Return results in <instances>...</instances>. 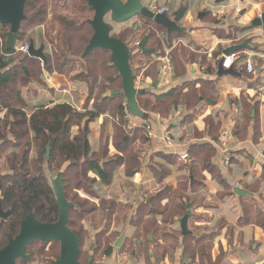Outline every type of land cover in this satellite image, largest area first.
Wrapping results in <instances>:
<instances>
[{"label": "crops", "instance_id": "1", "mask_svg": "<svg viewBox=\"0 0 264 264\" xmlns=\"http://www.w3.org/2000/svg\"><path fill=\"white\" fill-rule=\"evenodd\" d=\"M142 1L144 5L152 4L153 8L157 10L165 8L166 14L171 18L176 16L182 7V3L186 2V13L178 23L180 27L185 28V31L176 34L180 37L183 36L184 42L187 43L190 48L192 45L196 46L198 48L197 51L203 53L204 56L190 54L188 61H186V65L180 63L184 70L183 76L176 77L175 74L171 73V83L168 86L163 85L159 78L160 65H158L159 70L154 77H145L143 73L149 70L152 61H149V63L142 61L143 64L141 66L135 65L134 67L141 68V71L137 73L138 76L135 79V81L138 79V81H136V86L148 90L156 98L162 99L168 98L170 91L175 86L193 83L198 79H204L212 82L214 81L215 93L212 96V100L208 99L200 103L197 117L192 123L182 124L185 118L184 116L189 114L182 106H178L184 111L182 118L175 117V110L178 107L171 110L168 116L163 117L164 119H162L159 113H151V115L148 116V112L146 111L147 117L144 122L148 120L149 123H151L152 133L155 134V138L152 139L147 138V134L149 136V131L146 132L138 127L143 120L136 122V120H133L129 114H127L126 121L128 131L124 140L132 138L133 130L136 129L140 130V134L144 136V139L140 137L137 139L133 138L124 153L116 149L113 142L116 120L108 113L102 114L96 118L89 124L88 140L91 153L98 155L103 149L104 153L100 161L102 164L114 156L119 157L122 155L124 157V162L116 169L115 173L111 175L110 181L107 184L100 183L95 174L89 173V177L96 180L94 188L104 189L103 192L106 193L104 198L107 199H104L105 201H114L116 204L121 205L125 212L132 215H135L138 208L144 203L149 205L154 201L157 203L156 208L160 211L165 210V208H167L168 211L170 207H176L177 209L183 208L186 211L185 216L188 217L187 222L196 227H193L195 230L199 231V233H194L187 229L190 234L186 236L192 241L198 238H206L205 242L209 244L207 246H210V249L207 253L208 257L204 259L198 254L189 255L184 253V248L182 246L183 236L181 234L180 249H175L176 251L173 255L175 260L174 264L179 262L181 256L187 257L181 264H237L239 259V263L241 264H263L264 229L256 224L240 226L239 223H237L242 213L241 198H248L249 196L238 197L233 192V189L239 187L249 192L246 187H250L253 192H249L252 194V197L249 198L255 201V207L260 209L264 214V194L258 192L256 186V181L264 173V162L262 161L264 149V91H260V88L264 85V33L261 28H254L251 26L252 20L264 13V0H229L221 4H216L214 0H176L179 3V8L177 10H173L171 7V0ZM165 3L167 4L166 7L164 6ZM130 21L132 22V20ZM145 21L148 20L137 17L133 19L134 25H132L131 22L121 24L123 25L122 27H124L122 29L125 30L136 26L141 27ZM155 26L156 25L151 22L148 29L157 31L158 28ZM228 28L231 30L234 29L236 35H227L231 38L236 37V41L243 40L242 43L245 41L243 38L244 32L248 31L247 37H253L251 39L254 40V43H251L248 39L249 47L232 55L234 58L231 69L234 74L220 76L218 74V65L220 60L224 57L222 54L223 50L237 44L231 43V40L223 39L227 35L224 37H216L215 31L217 29L227 31L226 29ZM42 29V27H37L31 31L33 37H31L30 40H33L37 47L41 44H47ZM241 29L244 31L240 32ZM36 33H38L37 37H35ZM146 34H149V32ZM168 34L170 33L166 31L158 33L157 36L161 46H164L165 38L171 36ZM255 39H258V41H255ZM146 45L147 44H145V47ZM146 48L154 50L150 47ZM156 49L157 47L155 50ZM56 51L60 53L61 56H66L65 61L68 65L75 60V58L65 50L56 49ZM140 53L142 52L137 50L133 51L132 55H139ZM202 58L205 59L204 62ZM249 59L256 68L254 75L247 74L245 70L246 61ZM139 60L140 59H137V61ZM153 60L156 61L154 56ZM169 62L172 66L173 60L169 59ZM11 67L10 65L8 69ZM75 67L74 71L62 75L50 69V73L45 72L41 63V82L30 81L20 90L21 98L25 103L23 111L29 115L37 106L62 103L72 106L77 111L90 110L93 105V100L88 98L90 88V79L87 77L88 65L84 61H79ZM207 67L212 69L213 72L207 73ZM157 76L158 81L155 85L154 80ZM107 95H110V93ZM244 101L250 106L249 119L247 122L244 121L243 118ZM154 115H158L159 120H156ZM207 116H211L215 123L219 122L220 124L219 134H221V136L218 140V144H214L211 139L207 137ZM160 121L163 123L160 124ZM167 128L170 134L174 133L176 128L181 131L182 135L179 140L182 145L177 149V152L167 151L166 149H168V146L165 145V143L163 144L161 137L163 133H165L164 130L166 131ZM226 128L232 130L231 136L230 133L224 130ZM75 132L76 129L74 128L72 134ZM161 132L162 135H160ZM222 133H224V135ZM199 134H203L200 139L195 137V135ZM227 136L226 146L222 147V140L226 139ZM145 137L147 138L146 141ZM202 143L211 144L216 150L214 157L211 159L212 166L217 170L216 177L206 171L202 173L200 179H196L190 174L185 176V170L188 171L185 166L190 165L192 159L182 162L181 166L178 167L171 161V163H168L169 160H165L167 159L166 157L169 158V156L175 153H183L182 150L189 149V147ZM131 147H133V150H130ZM226 155L230 158L228 165H224L223 163ZM132 160L134 164L133 168L130 166ZM162 166L164 169H168L170 174L163 176V174H161V170H163ZM127 170H129L130 173H127ZM217 177L225 182V187L220 185ZM185 178L186 181H182ZM183 183L186 186L183 185ZM179 187L186 189L182 192L183 195L178 196V198L164 196V198L159 199V196L164 190L170 189L171 191H175ZM84 196L86 195L84 194ZM87 198L98 205V199ZM97 198H99L98 195ZM125 205H128V207ZM227 205H231L233 211L236 212L233 223H229L221 216L213 223L212 221L217 216L215 213L221 214ZM104 211L106 212L107 209ZM205 216L208 220H204ZM200 217L202 218L200 219ZM145 218L148 219V217ZM171 218L169 222H164L161 215L157 216L156 225L158 228L170 225L175 226L183 217L181 218L175 215ZM125 221L111 223V231L118 233L120 236L122 234L125 236L126 233L121 232V228L124 225L123 222ZM217 222L223 224L213 230ZM210 224H213L211 228L209 227ZM128 225L136 230V228L131 225V221H128ZM204 225L207 227H204ZM150 234L151 235L147 237L149 241L148 245L151 246L148 252L149 261H147L148 263L143 261V264H169L168 258L172 256H168V254L161 257L159 261L156 260L155 246L153 245V241H151L153 233ZM165 239L166 238L160 239L158 244L163 245L164 241H166ZM133 241L137 242L135 244L139 245V239L137 237L133 239ZM116 242L117 241H115L114 244ZM247 248L248 254H250L249 257L246 252ZM132 254L134 255L135 252H132ZM108 260L109 261L104 264H114L113 261H110V259Z\"/></svg>", "mask_w": 264, "mask_h": 264}, {"label": "trees", "instance_id": "2", "mask_svg": "<svg viewBox=\"0 0 264 264\" xmlns=\"http://www.w3.org/2000/svg\"><path fill=\"white\" fill-rule=\"evenodd\" d=\"M24 16L25 19L17 33L15 44L12 47H8L6 41L3 46L0 45L2 56L0 57V112H4V115L0 117V169L3 168L5 172L0 177V197L4 207L11 209V215L7 222H2L0 225V249L6 244L8 234L11 236L18 234L20 222L26 216L33 215L39 222L43 223H54L58 220L59 207L52 189L48 186L43 176L44 162L48 165V172L57 173L56 176L61 175L62 177L65 198L72 205L68 215L67 226L77 237L81 247V232L75 231L77 223L74 221H77V219L82 221L86 217L92 216L97 208L102 209L101 211L105 213V209L110 212L109 210H113L117 205L114 201H105L92 194L91 191L95 187L96 180L91 179L89 173L95 174L100 183L107 184L111 175L124 162L122 155L119 157L114 156L102 164L100 161L104 150L102 149L98 155L91 153L88 140L89 124L102 114L108 113L112 116L116 120L114 125V146L123 153L133 138L137 139L140 137L144 139V136L140 134L139 129H136L133 130L132 138L124 140L128 131L126 121L128 113L126 112L124 97L123 95H107L113 90L121 89V79L112 64L110 53L97 49L84 56V50L93 34L89 24L93 17V12L87 1L27 0L24 7ZM150 23L151 21H145L141 27L136 26L125 29L120 36L115 37L127 45L128 53L131 55L129 65L133 71L134 79L138 76L137 73L141 71L140 67L134 68L135 65L141 66L143 64L142 61L146 63L152 61L153 63L154 56L156 62L154 61L149 66V70L143 73L145 77H154L159 70L157 66L158 59L164 57V52L160 50L163 45L161 46L157 35L165 30L159 26H155L158 28L157 31L149 30ZM37 27H44L45 29V39L50 47V53L48 52L46 57L51 71L54 70V72L62 75L68 74L70 71L75 70L77 62L84 61L87 63V77L90 79L88 98L93 100L90 110L77 111L72 106L62 103L37 106L29 115L23 111L25 103L21 98L20 90H14L11 87L15 84H19L21 87L27 85L30 81L41 82V63L39 60L24 55L18 58H21L19 66H13L8 69L12 61L11 59L3 60V57H15L18 54L16 53V42L19 36L27 34V32ZM0 31L2 33L0 40H6L9 26L0 25ZM243 31L241 29L240 32ZM147 32L149 34L146 47L153 48V52L132 55L133 51L138 50L137 43ZM168 35L177 36L176 33ZM30 39L29 37L28 42ZM223 39L231 40L233 44H240L243 41H236V37L231 38L228 35ZM131 46L134 47L133 50H130ZM156 47L157 49L155 50ZM165 48L170 49L171 45L167 44ZM56 49L70 53L75 58L73 63L68 65L65 61L66 56H61ZM137 59H140L138 63H136ZM172 60V67L183 75L182 66L179 64L177 66L175 60ZM202 60L203 62L205 61L204 58ZM23 67H25L26 71ZM212 72V69L207 67V73ZM180 86H175L170 91L169 97L162 99L156 98L150 91L143 89L144 93L137 96L138 105L143 109L154 101L155 104L162 108L160 114L163 117L168 116L171 110L182 106L189 112L188 115L184 116L182 124L192 123L197 117L200 103L208 99L212 100V96L215 93L214 81L198 79L193 83ZM243 105V118L247 122L250 106L245 101ZM214 123L215 121L211 116L206 117L207 137L214 144H218L221 136L219 134L220 124L219 122ZM138 127L145 129L143 122ZM74 128L76 132L72 134ZM202 136L203 134L195 135L198 139ZM50 141H53L50 147V156L48 160H44L43 154ZM193 149L192 156H194V159L190 165L185 166L190 175L200 179L197 177V171L201 170L200 174L206 171L216 177L217 170L211 163V159L216 153L214 146L202 143L195 145ZM33 151L35 156H31ZM168 163L171 162L168 161ZM130 166H132L131 168L134 167L133 160L130 162ZM63 167L64 170H62ZM162 168L161 174L163 176L170 174L168 169H164L163 166ZM126 172L130 173L129 170ZM69 179L76 181L75 189L81 190L83 195L85 194L90 199H98L99 204H92L93 202L87 198L84 200L74 198V201H72L66 190ZM217 179L220 185L226 186L225 182L219 177ZM246 189L251 193L253 192L250 187H246ZM184 190L186 189L184 188ZM164 196L169 197V192L167 194L163 192L159 199L164 198ZM175 198H178V195ZM241 201L242 213L237 223L240 226L256 224L264 229V214L255 207V201L249 197H242ZM89 205L90 207L87 208ZM156 205L157 203L154 201L149 205L144 203L138 208L137 213L131 218V225L136 228L137 232L149 233V230L153 228L159 230L160 228L156 225L155 219L157 216L161 215L162 218L168 216V219L163 221L169 222L172 216L178 215L182 218L186 213L183 208L177 209L176 207H170L168 211L167 208L160 211L156 208ZM121 210H123V207H121ZM113 213L115 212H110L108 216H105V222L111 221L110 218ZM145 217H148V219ZM150 218H153V220H149ZM104 229L101 238L106 236L110 239L114 236L109 234L111 227ZM98 235L99 232H97L96 237ZM205 239L203 237L192 241L191 239L189 240L188 236H183L182 246L185 253L189 255L198 254L202 259L207 258L210 246L205 244ZM115 241H113V244ZM105 244H107V247L104 251V256L110 257L113 252V244H110V242ZM56 259H58V256L55 257Z\"/></svg>", "mask_w": 264, "mask_h": 264}, {"label": "water", "instance_id": "3", "mask_svg": "<svg viewBox=\"0 0 264 264\" xmlns=\"http://www.w3.org/2000/svg\"><path fill=\"white\" fill-rule=\"evenodd\" d=\"M27 0H0V25L9 26L6 33L8 47H12L17 33L25 19L24 7ZM88 6L93 12V17L89 24L93 34L84 50V56L89 55L94 50H104L110 53L111 61L115 67L120 79L121 89L110 92L112 96L123 95L125 100L126 112L139 120H146L145 112L139 107L137 96L144 93V90L136 86L133 71L129 65L131 55L128 53L127 45L120 39L111 36L110 26L106 23L105 18L110 17L115 24H124L131 19L140 17L144 20L151 21L154 25L163 28L167 33H181L185 31L178 25L186 13L187 3L183 2L180 11L175 17H170L166 13H158L152 10L153 5H144L142 0H86ZM229 0H214L216 4H221ZM254 28H261L264 33V13L251 22ZM148 34H146L138 43L137 48L142 53H151L153 50L145 47ZM248 42L232 45L223 50V58L218 65V74H234L233 70L224 69L223 61L225 57H230L234 53L248 48ZM27 56L39 60L43 65V70L50 73L47 57L45 54L44 44L38 47L33 40L29 41V50ZM18 61L16 65L20 64ZM23 69L26 71L25 67ZM158 76L154 80L156 85ZM53 141H50L45 150V159L49 156L50 147ZM188 159H186L187 161ZM51 189L53 191L56 203L59 207L58 220L54 223L39 222L33 215L26 216L19 225L18 234L13 238L8 235L7 244L0 250V264H16L17 259L26 260L25 249L27 246L40 242L48 244L51 242L59 244V256L53 264H82L79 261L80 244L77 237L68 228V215L72 205L66 200L63 190V180L61 175L51 179ZM233 192L236 196H249L252 194L239 187H235ZM2 201L0 200V219L6 220L10 212L3 213ZM187 219L185 216L181 219L182 236L189 235L187 230ZM124 239L122 234L114 244L119 248ZM150 239V238H149ZM85 264H93L92 258H88Z\"/></svg>", "mask_w": 264, "mask_h": 264}, {"label": "rangeland", "instance_id": "4", "mask_svg": "<svg viewBox=\"0 0 264 264\" xmlns=\"http://www.w3.org/2000/svg\"><path fill=\"white\" fill-rule=\"evenodd\" d=\"M170 5L173 8V10H177L179 8V3L176 0H171ZM164 6L166 7L167 4L165 3ZM131 20H132V22L131 21H128V22H131L132 25H134L133 24V19H131ZM105 21L110 26L111 35L113 37L121 35V33H122L121 30H123L122 28H124V27H122L123 25L115 24L114 22H112V20L110 19L109 16H107L105 18ZM128 22H126L124 24H127ZM135 24H136V22H135ZM42 28H43L42 32H43V35H44V38H45V29H44V27H42ZM127 29H129V28H127ZM24 30H25V28H24ZM226 30L227 31H221L220 29H217L215 31L216 37H218V36L219 37H221V36L224 37L227 34H230L231 36H235L236 35V31L234 29L231 30V29L228 28ZM1 35H2V33L0 31V37H1ZM37 36H38V33L35 34V37H37ZM247 36H248V31L244 32L243 38L247 42H248V39H249V41L251 43H254V40L251 39L253 37L250 38V37H247ZM29 37L30 38L33 37V34H32L31 31L27 32V34L20 35L19 39L16 42V46L19 47L21 45L27 44ZM183 38H184L183 36L180 37V36H176V35L168 36V37L165 38L164 46H162V48H160V50L162 52H164V56H166L168 59H174L175 60V62L177 63V66H178V64L180 66L186 65L187 64L186 61H188L190 54H193L195 56H204L203 53L197 51L198 48L196 46L192 45L191 48H190L187 45V43L184 42ZM6 41H7V39L6 40L1 39L0 40V45L3 46ZM255 41H258V39H255ZM167 44L171 45L170 49L165 48V45L167 46ZM47 45H46L47 47H46V50H45L46 54H48V52L50 50L48 42H47ZM133 49H134V47L131 46L130 50H133ZM23 56L24 55L17 54L15 57H11V58L3 57V60L11 59L12 64L13 63L16 64L18 62V60L21 59V58L20 59H18V58L19 57H23ZM0 57H2L1 53H0ZM160 59H158L157 66L161 65ZM154 61H153V63H154ZM137 62L138 61L136 60V63ZM19 65L20 64L12 65V67L13 66H19ZM170 70H171V73L175 74L176 76H183L182 73H179V71L175 70V68H173L172 66L170 67ZM113 73H115V72H113ZM136 81H138V79ZM178 86H180V85H178ZM19 87H20L19 84H15V85H12L11 88L14 89V90H21V88L23 86H21L20 88ZM142 110L145 112V114H146V111H147L148 112L147 113L148 116L151 115V113H153V114L159 113L160 114L162 112V108L160 106H158L157 104H155L154 101H152V103L149 106L143 108ZM3 115H4V112H0V117H2ZM130 117L133 120H136V122H140L141 121V120L136 119V118H134L132 116H130ZM161 117H162V119H164L162 115H161ZM142 122L144 123V126H145L144 130H146V132L149 131V136L147 134V138H151V139L155 138V134L152 133L151 128L148 130L146 128V124H145L144 120ZM159 123L162 124L163 122L160 121ZM230 125H232V124H230ZM164 128H166V127H164ZM224 130L227 133H230V136H231L232 130L230 128H226ZM166 131H168V128L166 129ZM164 132H165V130H164ZM222 134L224 135V133H222ZM160 135H162V132H161ZM181 135H182L181 131L178 130L177 128L174 131V133L170 134L171 140H172V146H169L168 149H166L167 151H169V152H172V151L177 152V149L179 147H181V145H182L180 140H179ZM227 138H228V136L226 137V140H227ZM145 139H146V137H145ZM47 147L48 146H46V148ZM193 148H194V146L189 147V149H184V150H182L183 153H180V154L175 153L174 155L169 156V158L166 157L167 159H165V160L166 161H168V160L171 161L177 167L181 166L182 162H185L187 158H188V160L189 159H192V160L194 159V156H192L193 155L192 154V150L194 151ZM130 150H133V147H131ZM50 152L51 151H49V156H50ZM45 153L46 152H44V154H43V158H44V160H48L49 156H48L47 159H45ZM31 156H35L34 155V151L31 154ZM175 160H176V162H175ZM43 170H44L43 171V176H44L48 186H50V188H51L50 180L56 178L57 177L56 176L57 173L48 172V165L45 162H44ZM62 170H64V167L62 168ZM0 171H1V173H5L3 168H1ZM200 171L201 170L197 171V177L198 178L202 177V174H200ZM185 174H186L185 176H187L190 173L185 170ZM182 181H186V178L184 180H182ZM75 182L76 181L74 179H69V181L67 183L68 185H67V188H66L67 195H69V198L72 201H74V198H77V199L80 198L81 200L86 199L87 197L83 195L81 190L75 189ZM256 182H257L256 186H257L258 192H261L262 194H264V173H263V175H261L258 178V180ZM183 185H185V184L183 183ZM169 188H171V187H169ZM103 190L104 189H102V190L101 189H95L93 187L91 192L94 195H98L99 199L107 200L106 198H104V196H106L105 195L106 193L103 192ZM168 192H169V197H175L177 195L180 196V195H183L182 192H184V188L183 187H179L175 191H171V190H168V189L164 190L165 194H167ZM263 201H264V196H263ZM92 204H94V203H92ZM125 206L128 207V205H125ZM89 207H90V205L87 206V208H89ZM121 207H122L121 205L117 204L116 207L113 210H109L110 212H115V213L112 214V216L110 218L111 221L109 223L105 222L106 221L105 220V216H108V214H110V212H107V211L105 212L104 211L105 213H103L101 211L102 209H99V208H97V210L92 214V216L86 217L82 221H79L78 219H77V221H74V222L77 223V228L75 229V231L78 232V233L81 232L80 234H81V240H82L81 243L82 244H81V247H80V258H79L80 262L82 264H85L87 262V259L91 257L92 260H93V264H104L105 262L109 261L108 259H110V261H113L114 264H143V261H145V262L149 261L148 252H149L151 246L148 245L149 241H148L147 237L151 235L150 233H153V238L154 239L151 238V241H153V245L155 246V253H156V256H157L156 260L159 261L161 257H163L165 254H168V256L169 255L172 256L171 258L170 257L168 258L169 264H174L175 260H174L173 255H174V252L176 251L175 249H180L179 248V244H181V239H180L181 238V226H180V222H177L175 224V226H172V225L164 226V227L160 228L159 230H155L154 228L152 230L150 229L149 233H144V232H140V231L137 232L135 229L131 228L128 225V221L130 222L132 216H134V215H132L130 213L128 214L124 210H121ZM126 210H128V209H126ZM215 215H217V216L212 221L213 223L220 216L224 217L229 223H233V221L235 220V217H236V212L233 211L231 205H227V206H225V210L223 212H221V214H218V213L216 214L215 213ZM153 218H150L149 220H153ZM201 218L202 217H200V219ZM204 218H205L204 220H208V218L206 216ZM166 219H168V216H165V218H162V220H164V221ZM122 221H125V222H123L124 225L121 228V232H125L126 233V235H125L126 237L124 236L125 238L123 239V241H122V243H121L119 248H114V245H112L113 253H112L111 257H109V258L105 257L104 256V251L106 250V247H107V244H105V243L106 242H110V244H113V241L114 240L117 241L119 239L118 237L120 235H118V233L116 234V233L112 232L111 229H109L110 230L109 234L110 235L112 234L114 236H112L110 239H108L106 236L104 238H101V234L105 230L104 228L108 229V227H110L111 223H113V222H116V223L119 222L120 223ZM222 224L223 223L217 222L216 227L213 228V230H215L218 226H220ZM212 225L213 224H210L209 227L211 228ZM186 227H187L188 230L193 231L194 233H199L198 230L194 229L196 227H194L192 224H189L188 222H187ZM204 227H207V226L204 225ZM97 232H99V235L96 237ZM196 236H197V234H196ZM136 237L139 239V245L135 244L137 242L133 241V239H135ZM162 238L163 239L166 238L165 239L166 241H164L163 245H160V244H158V241L160 239L162 240ZM205 244L209 245L207 242H205ZM26 250H27V252H26L27 253V257H26L27 261H26V263H23V264H53L54 261H55V257L59 256V244L58 243H54V242H51L49 244L37 243V244L29 245V247ZM132 252H135V254L133 255ZM246 252H247V256L249 257L250 254H248L249 253L248 252V248H247ZM184 253H185V251H184ZM186 258H187L186 256H181L179 258V262H177V264H181L183 261H185ZM111 259H114V260H111ZM239 262H240V259L238 260L237 264H241ZM17 264H22V262L20 260H18Z\"/></svg>", "mask_w": 264, "mask_h": 264}, {"label": "built area", "instance_id": "5", "mask_svg": "<svg viewBox=\"0 0 264 264\" xmlns=\"http://www.w3.org/2000/svg\"><path fill=\"white\" fill-rule=\"evenodd\" d=\"M152 10L154 12H158V13H166V9L165 8H161L159 10H157L156 8H152ZM29 50V43L21 45L19 47L16 48V53L21 54V55H27ZM233 58L234 56H230V57H225L224 61H223V68L224 69H230L231 65L233 64ZM161 61V65H160V71H159V78L162 81L163 85L168 86L171 83V70H170V62L169 59L164 56L160 59ZM245 70L247 74L250 75H254L256 68L253 65V63L251 62V60H247L246 61V66H245ZM260 91H264V85L262 86V88H260ZM184 115V111L181 107H178L175 110V117L176 118H182V116ZM156 117V120H159V116L158 115H154ZM146 124V128L149 130L151 128V123H149V121H145ZM163 143H165V145L172 146V140H171V136H170V131H165V133H163L162 137H161ZM226 139L222 140V147L226 146ZM262 161L264 162V149H263V153H262ZM230 162V158L229 156H225L223 163L224 165H228Z\"/></svg>", "mask_w": 264, "mask_h": 264}, {"label": "flooded vegetation", "instance_id": "6", "mask_svg": "<svg viewBox=\"0 0 264 264\" xmlns=\"http://www.w3.org/2000/svg\"><path fill=\"white\" fill-rule=\"evenodd\" d=\"M110 34H111V32H110ZM111 36H112V35H111ZM14 44H15V42H14ZM44 46H45V45H44ZM45 48H46V47H45ZM2 175H4V173H0V177H1ZM0 200L2 201V198H1V197H0ZM1 207H2L3 213H6L7 211H9L10 214H9V216L7 217L6 220H1V219H0V225H1L2 222H7V220L9 219V217H10V215H11V209H10V208H5V207H4V204H3V201H2V205H1ZM20 223H21V222H20ZM8 235H10V234H8ZM8 235H7V239H8ZM10 236H11V235H10ZM11 237L14 238L15 236H11ZM37 243H40V242H37ZM37 243H33V244H37ZM6 244H7V240H6ZM6 244H5V245H6ZM40 244H41V243H40ZM48 244H49V243H48ZM5 245H4V246H5ZM31 245H32V244H31ZM4 246H3V247H4ZM3 247H2V248H3ZM27 247H28V246H27ZM27 247H26V248H27ZM2 248H1V249H2ZM1 249H0V250H1ZM25 254H26V249H25ZM79 258H80V257H79ZM18 260H20V261L22 262V264H23V263H26L27 258H26L25 261H22L21 259H17L16 264H17ZM87 260H88V259H87ZM79 261H80V259H79ZM80 263H81V262H80Z\"/></svg>", "mask_w": 264, "mask_h": 264}]
</instances>
